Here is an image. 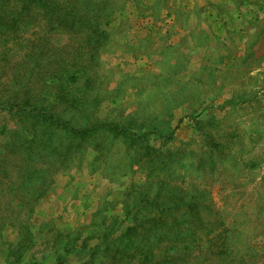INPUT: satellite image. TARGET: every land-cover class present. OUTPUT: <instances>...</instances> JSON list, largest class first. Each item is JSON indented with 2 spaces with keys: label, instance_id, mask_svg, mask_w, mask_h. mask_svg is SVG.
<instances>
[{
  "label": "rangeland",
  "instance_id": "rangeland-1",
  "mask_svg": "<svg viewBox=\"0 0 264 264\" xmlns=\"http://www.w3.org/2000/svg\"><path fill=\"white\" fill-rule=\"evenodd\" d=\"M62 3L93 9L106 38L47 32L44 18L0 37V220L43 191L18 264H158L163 228L183 236L170 264H264V0ZM26 154L49 169L28 191ZM131 221L153 255H89ZM61 232L89 238L57 263L45 242ZM17 233L0 227V247Z\"/></svg>",
  "mask_w": 264,
  "mask_h": 264
},
{
  "label": "trees",
  "instance_id": "trees-1",
  "mask_svg": "<svg viewBox=\"0 0 264 264\" xmlns=\"http://www.w3.org/2000/svg\"><path fill=\"white\" fill-rule=\"evenodd\" d=\"M95 14L93 9L89 10H75L70 6H65L62 3V0H0V37H3L5 40V37H7L6 40H8L12 35L18 33L19 31H24L26 27L32 23H34L36 20H41L44 18V21L47 23L49 22V25L46 24L47 32H50L51 30H56V28H59L62 26V30L69 31L72 34L76 33H84L87 36V39H91L95 37L97 41H103V38H106L105 31L103 28H100L97 26V24H94L92 19H94ZM57 21V22H55ZM76 23H79L80 26L76 25ZM5 40V41H6ZM74 76L72 73L67 78L73 79ZM24 93V92H23ZM27 102V101H24ZM10 107H12L15 104H18L16 102L10 103ZM33 109H35L36 106L32 105ZM30 109V110H33ZM37 110H42L40 107ZM54 119V117H53ZM52 119V120H53ZM55 119H57L55 117ZM54 124H60V122H53ZM95 128V125H91L89 127H85L81 131H79L77 137L79 140H82L83 137L88 134L92 129ZM105 128H108L109 130H118L119 129L115 125H107ZM74 131V130H73ZM25 142V140L23 141ZM54 150L55 147H53ZM55 154V156H54ZM61 156L64 158L66 155H63L60 153ZM60 154L53 152V154H50L51 156H54L53 158H57L60 156ZM28 154H26V164L25 166L28 170H33L34 172L27 173L25 169L22 167L21 170H24L22 173H19L17 176L18 179H20L19 183H25L28 184L24 185L25 191L29 190V184L42 175H44V171H49V169H36L34 167H28L27 160H28ZM55 160V159H54ZM52 164V163H51ZM19 163L17 164V166ZM16 166V165H15ZM10 185V186H9ZM8 187L11 188V184H9ZM31 188L34 186H30ZM43 191L39 190L37 194L32 198L33 201H36L37 198L41 195ZM28 201V202H26ZM26 201H21L19 199L17 200H10V202H6L3 206V209L7 212L9 211H17V209H20L17 211L18 217L17 218H10L9 214L7 216H3L0 220V227H5L7 225L16 226L18 228L17 238L15 241H4L1 244L0 247V261L4 259L3 264H18L20 260L22 259L23 255L27 252V250L31 247L33 242V229L32 225L33 222L32 214L30 213V204L28 205L29 201L28 199ZM25 207V208H24ZM23 208V209H22ZM19 213L25 214L22 219L20 217ZM165 224H167L165 221H161L159 223L160 227L162 228ZM137 225L134 221H131L129 225L126 227L124 232H121L117 234L115 237H109V234L103 233L101 238L100 245H95L94 247H91L89 250L91 252L89 253L90 256L95 257L94 249H100L101 247L104 249L113 248V250L109 253V255H104L103 257H110L111 260H115L118 263H122L124 261V257L127 255H134V254H140L142 256L146 255H153L154 251H151L147 249L146 247H140L138 248V239H142L139 234H137ZM162 236L161 238L159 235H156L158 237V240L160 242H167V248L159 250V256L161 257V261H158V264H170L174 256H176V252L174 250L175 244L178 242H183L181 238L183 236H177L175 239H165L164 234L167 235L164 232H168L165 228L162 229ZM72 232H63L59 234H53L50 236V238L45 242L49 244V248L51 249V252L56 255V261L57 263H63L64 256H67L70 252L73 254H77L81 252L85 242H87L86 237L85 241H77L78 235H70ZM146 234H149L148 229L146 230V233H143V239H145ZM112 235V234H111ZM110 235V236H111ZM66 237H70L67 239ZM178 238V239H177ZM178 240V241H176ZM81 242V243H80ZM185 244H190L189 242ZM122 245V247H121ZM126 249V250H124ZM2 252L4 253L5 257H1ZM131 252V254H130ZM70 253V254H71ZM170 260L168 262H164ZM128 264V263H125ZM136 264H142V259L140 261H137Z\"/></svg>",
  "mask_w": 264,
  "mask_h": 264
}]
</instances>
